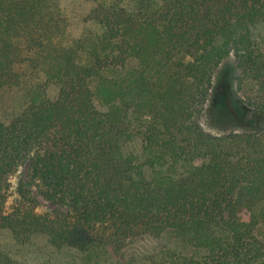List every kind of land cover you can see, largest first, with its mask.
Here are the masks:
<instances>
[{
  "label": "trees",
  "instance_id": "1",
  "mask_svg": "<svg viewBox=\"0 0 264 264\" xmlns=\"http://www.w3.org/2000/svg\"><path fill=\"white\" fill-rule=\"evenodd\" d=\"M81 1L0 0V264H264V127L207 106L231 55L264 125V0Z\"/></svg>",
  "mask_w": 264,
  "mask_h": 264
},
{
  "label": "rangeland",
  "instance_id": "2",
  "mask_svg": "<svg viewBox=\"0 0 264 264\" xmlns=\"http://www.w3.org/2000/svg\"><path fill=\"white\" fill-rule=\"evenodd\" d=\"M68 8V13L73 19V25L76 28V25L80 24L79 17L83 15L90 4L81 0H61ZM234 60L230 55L227 57L223 63L220 65L218 72L214 78V87L210 93V97L207 102V106L211 109L219 110L224 113H227L229 119L233 121L229 128L235 129H261L264 125L258 120H254L255 116L253 111L247 108L238 98L235 85H234ZM207 107V108H208ZM230 122V121H229ZM202 125L207 131L213 130L207 124L205 119H202ZM27 171L24 166L19 167L10 176V189L7 192V199L5 202V211H10L12 206L22 202L23 205L33 208L36 213L43 214L51 210V205L35 195L34 191L30 189V186L27 187L31 191V200L26 201L21 193H19V186L23 185L27 180ZM0 242L3 245H9V237L6 232H0ZM157 241L152 238H145L135 241L130 245L129 252L139 253L146 249L154 248L157 245Z\"/></svg>",
  "mask_w": 264,
  "mask_h": 264
}]
</instances>
